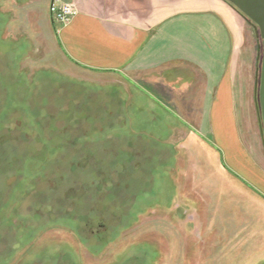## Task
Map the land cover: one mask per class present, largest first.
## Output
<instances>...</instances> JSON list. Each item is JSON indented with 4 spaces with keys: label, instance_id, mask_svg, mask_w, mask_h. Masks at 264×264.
<instances>
[{
    "label": "rangeland",
    "instance_id": "1",
    "mask_svg": "<svg viewBox=\"0 0 264 264\" xmlns=\"http://www.w3.org/2000/svg\"><path fill=\"white\" fill-rule=\"evenodd\" d=\"M50 1L0 0V264H264L263 226L210 177L225 155L172 144L184 131L138 119L160 115L131 112L127 80L66 60ZM182 147L201 196L187 225L171 191Z\"/></svg>",
    "mask_w": 264,
    "mask_h": 264
},
{
    "label": "crops",
    "instance_id": "2",
    "mask_svg": "<svg viewBox=\"0 0 264 264\" xmlns=\"http://www.w3.org/2000/svg\"><path fill=\"white\" fill-rule=\"evenodd\" d=\"M76 2L78 14L57 30L64 58L85 71L127 80L136 96L131 112L160 115L138 119L184 131L172 144L194 137L220 150L230 172L210 177L224 181L226 206L236 209L237 219L263 226L264 241V47L255 28L227 0ZM180 151L182 172L172 175L171 191L187 225L197 214L188 200L201 196L195 183L188 184V177H197L186 172L192 158L184 147ZM173 209L164 205L162 216Z\"/></svg>",
    "mask_w": 264,
    "mask_h": 264
},
{
    "label": "water",
    "instance_id": "3",
    "mask_svg": "<svg viewBox=\"0 0 264 264\" xmlns=\"http://www.w3.org/2000/svg\"><path fill=\"white\" fill-rule=\"evenodd\" d=\"M247 20H249L257 37L264 47V0H228ZM52 19V18H51ZM53 22V21H52ZM264 75V64H263ZM264 118V111H263Z\"/></svg>",
    "mask_w": 264,
    "mask_h": 264
},
{
    "label": "built area",
    "instance_id": "4",
    "mask_svg": "<svg viewBox=\"0 0 264 264\" xmlns=\"http://www.w3.org/2000/svg\"><path fill=\"white\" fill-rule=\"evenodd\" d=\"M49 12L54 24L65 26L78 14L76 0H51Z\"/></svg>",
    "mask_w": 264,
    "mask_h": 264
},
{
    "label": "trees",
    "instance_id": "5",
    "mask_svg": "<svg viewBox=\"0 0 264 264\" xmlns=\"http://www.w3.org/2000/svg\"><path fill=\"white\" fill-rule=\"evenodd\" d=\"M228 1V0H227ZM229 2V1H228ZM230 3V2H229ZM231 4V3H230ZM232 5V4H231ZM233 6V5H232ZM234 7V6H233ZM235 8V7H234ZM236 9V8H235ZM240 13V12H239ZM247 20V19H246ZM250 24H252L249 20H247Z\"/></svg>",
    "mask_w": 264,
    "mask_h": 264
}]
</instances>
